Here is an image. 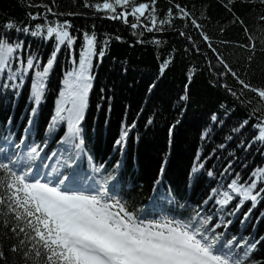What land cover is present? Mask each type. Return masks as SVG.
<instances>
[{"label":"snow or ice","instance_id":"6c2138e0","mask_svg":"<svg viewBox=\"0 0 264 264\" xmlns=\"http://www.w3.org/2000/svg\"><path fill=\"white\" fill-rule=\"evenodd\" d=\"M254 2L241 0L242 4ZM83 7L91 9L93 17L102 15L127 26L134 37L132 46L145 43L146 33L152 34L151 43L160 45L162 41L155 34L169 30L186 41L183 49L169 48L168 55L160 60L157 77L146 88L150 96L163 84L164 73L181 51L185 58L189 52L204 56L209 69H215L213 60L222 59L194 6L179 0H167L166 9L159 7V0H84ZM226 7L235 20L239 16L235 0ZM28 8L42 10L28 11V21L22 24L6 20L0 31V95L15 101L28 85L30 103L28 120L19 137L11 116L0 133V178L9 177L0 190V202L7 201L0 203V264H264V258L256 256L258 249H264V235L233 230L235 223L251 221L255 227L264 221V212L253 217L255 209L264 205V163L250 166L233 151L228 152L227 159L219 154L239 138V148L249 151L258 144L255 151L264 158V84L254 85L238 78L234 69L229 71L230 66L221 64L212 86L222 88L233 100L221 101L220 111L201 125L199 140L210 139L213 127L209 125L222 128L237 109L244 110L242 118L230 128L223 142L207 152L197 148L192 153L182 187L165 181L167 155L161 157L148 183L128 187L125 176L129 140H139L137 123L143 109L131 121L124 112L107 160L97 159L90 124L96 65L103 62L112 41L124 42V36L113 33L100 39L95 24L77 28L68 17L82 13L61 11L57 0L29 4ZM176 21L181 23L177 25ZM239 22L250 37L251 31L241 18ZM255 23L264 26V11ZM15 33L49 43L46 58ZM249 44L254 48L256 41L250 40ZM61 54L70 67L63 72L54 112L40 128V106L46 99L49 75ZM194 68L193 64L186 67V84L175 101L182 117L193 103L188 89L196 74ZM122 70L128 72L127 68ZM228 77L235 85L228 83ZM106 87L99 89L94 107L99 110L106 105L110 114L114 94L108 95ZM246 93L254 96L250 98ZM130 107L124 105L126 110ZM155 115L148 116L142 127L152 126ZM104 123L108 124L107 118ZM178 126H183L179 118L167 125L168 145H172L174 134L178 136ZM33 129L39 140L32 135ZM245 131L249 132L246 138ZM50 142L56 145L55 150ZM13 178L17 179L14 185ZM204 185L207 187L201 199L191 202L186 195L188 189ZM31 186L43 189L41 200L51 206L36 207ZM73 202L86 204L88 215L78 221L83 225L78 231L58 235L57 220ZM9 207L25 209L26 219L17 211L9 212ZM25 223L28 227L23 226Z\"/></svg>","mask_w":264,"mask_h":264},{"label":"trees","instance_id":"16d2710c","mask_svg":"<svg viewBox=\"0 0 264 264\" xmlns=\"http://www.w3.org/2000/svg\"><path fill=\"white\" fill-rule=\"evenodd\" d=\"M92 2H102V0H92ZM180 3L194 6V11L201 22L205 25L209 37L212 38L216 45L218 54L222 58L217 62L213 60L215 69H209L205 65V57L189 52L185 54L181 51L177 54L175 63L164 73V82L160 88L151 95L146 92L148 83L157 77L158 64L163 57L168 55L169 48L183 49L186 41L175 35L171 30L166 36H157L162 43L155 45L151 43L149 37L145 34V43H136L132 46L134 37L131 30L119 21L113 22L105 19L102 15L93 17L91 9L83 7L84 0H57L58 7L64 12H77L81 15L68 17L72 20L77 28H88L95 24L96 33L100 39L105 34H120L124 36V42L112 41L103 62L96 65L97 79L96 87L93 88L91 100L93 107L90 109L92 126V146L95 149L97 159L110 158V146L113 137L117 134L118 124L123 119V114L127 111V119L131 121L136 118L139 109L143 113L138 117L137 134L139 140L130 137L129 148L127 152L126 165L127 173L125 180L127 186L131 187L135 183H148L156 174L160 164L161 157L167 155L168 169L165 181L169 185L183 186V179L186 167L192 153L197 148H203L205 152L210 148L217 146L224 141L225 136L229 133L230 128L242 118L243 109L237 111L225 121L224 126L209 125L213 127V133L210 139L205 141L199 140L200 127L204 122L209 121V117L214 112L220 111V103L227 99L232 101L233 98L220 87H213V77L215 71L221 70V64L225 67L230 66L229 71L235 70L238 78L250 80L254 85L264 84V26L255 23V18L264 11V3L255 0L254 3H241V0H235V10L239 15L233 19L232 12L227 11L230 0H179ZM33 3H48V0H0V31H3V25L6 20H14L18 24L28 21L27 12L42 9H29L28 5ZM159 7L166 9L167 0H159ZM207 17L208 19H204ZM240 18L244 25L251 31L248 32L241 26ZM30 22V21H29ZM181 22L176 21L179 25ZM260 27V31L257 29ZM25 44H31L32 50L39 49L40 53L46 58L49 52V43L40 41L31 36H25L22 33H15ZM250 40L256 41L255 47H251ZM77 53L79 52L80 41L77 42ZM190 48L191 46L188 45ZM202 50L207 52L206 48ZM210 55V54H209ZM189 64L195 65L192 69L195 71L193 81L189 86V92L192 95L193 103L185 116H180V109L175 106V101L181 94V90L186 84V67ZM70 67L64 54L58 58L57 67L50 73L48 78L46 99L40 106V115L37 124L43 128L49 116L54 112L55 100L58 96V90L62 86L63 72ZM127 68L125 73L122 69ZM228 83L235 85V81L228 77ZM106 87L108 95L114 94L112 112L109 114L106 105L96 110L94 105L98 101L99 89ZM238 86V85H236ZM29 86L25 85V90L15 101H10L4 95H0V133L6 129V120L12 117V125L15 135L19 137L23 132L28 120V109L30 103L28 100ZM250 98L253 93H246ZM11 96V93H8ZM124 105H130L125 109ZM250 111V109H249ZM155 113V121L150 127H142L148 116ZM107 118L108 124L105 125ZM181 119L182 127L178 126V136L174 134L172 145H168L167 125L175 119ZM32 135L39 140L40 136L33 129ZM249 132H244V137H248ZM239 138L233 140L220 155L225 159L228 158V152H235L241 161H246L248 165H261L264 158L256 153L255 148L260 145H254V148L245 151L237 146ZM55 150L54 143L49 144ZM213 163H216L213 158ZM243 172L244 169H238ZM9 179L7 175L0 178V190L3 189V181ZM11 183H17L13 178ZM210 183V181H209ZM207 185L193 190L188 189L186 195L191 202L201 199ZM24 190H29L25 186ZM31 190V189H30ZM0 194H3L0 192ZM135 193H133L134 195ZM34 197V196H33ZM35 199V198H34ZM0 203L7 204V201ZM19 203V201H17ZM84 204V203H83ZM86 206V204H84ZM36 207L39 208L36 203ZM247 205L245 206L246 210ZM8 211H17L22 219L25 209L22 207L8 208ZM264 212V205L255 209L253 217L259 216ZM249 224L235 223L233 230L239 233L247 234L249 231L253 234L259 233L264 235V221H260L255 227ZM19 226V225H17ZM24 227H28L25 223ZM6 245V242H5ZM257 258H264V249H258Z\"/></svg>","mask_w":264,"mask_h":264},{"label":"rangeland","instance_id":"374dc122","mask_svg":"<svg viewBox=\"0 0 264 264\" xmlns=\"http://www.w3.org/2000/svg\"><path fill=\"white\" fill-rule=\"evenodd\" d=\"M33 189L36 191V193L34 192V194L37 203L39 204L40 207L51 206L50 204L46 205L45 202L41 200L40 194L43 191V189L36 187H34ZM58 199H62V198H58ZM76 203L78 202L69 203L68 211H66L61 217L58 218L56 223L58 235L60 232L71 233L78 231L83 226L78 221L80 219H83L86 215H88V213L80 209L79 207L75 206ZM72 209H75L76 212L71 211Z\"/></svg>","mask_w":264,"mask_h":264},{"label":"water","instance_id":"95a60500","mask_svg":"<svg viewBox=\"0 0 264 264\" xmlns=\"http://www.w3.org/2000/svg\"><path fill=\"white\" fill-rule=\"evenodd\" d=\"M106 19V18H105ZM110 20V19H108ZM112 21V20H111ZM113 22H116V21H113ZM169 32H166V33H158V34H155L157 36H166ZM147 34V33H146ZM147 35H152V34H147Z\"/></svg>","mask_w":264,"mask_h":264},{"label":"bare ground","instance_id":"6f19581e","mask_svg":"<svg viewBox=\"0 0 264 264\" xmlns=\"http://www.w3.org/2000/svg\"><path fill=\"white\" fill-rule=\"evenodd\" d=\"M147 35V34H146Z\"/></svg>","mask_w":264,"mask_h":264}]
</instances>
